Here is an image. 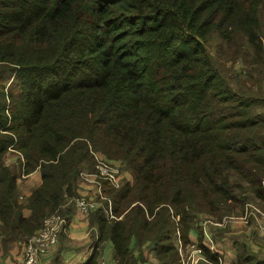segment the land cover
I'll use <instances>...</instances> for the list:
<instances>
[{"label": "trees", "instance_id": "trees-1", "mask_svg": "<svg viewBox=\"0 0 264 264\" xmlns=\"http://www.w3.org/2000/svg\"><path fill=\"white\" fill-rule=\"evenodd\" d=\"M223 58L243 59L247 76L226 73ZM263 76L264 0H0L2 248L56 211L69 223L64 196L94 170L92 150L132 181L104 183L115 219L89 212L95 246L83 264L99 263L104 242L112 264H181L176 243L192 235L217 263L199 216L264 203ZM33 173L40 184L20 201L18 179ZM235 247L234 264H264Z\"/></svg>", "mask_w": 264, "mask_h": 264}, {"label": "crops", "instance_id": "crops-1", "mask_svg": "<svg viewBox=\"0 0 264 264\" xmlns=\"http://www.w3.org/2000/svg\"><path fill=\"white\" fill-rule=\"evenodd\" d=\"M19 159L22 160L19 154H12L9 152L6 154L5 163L10 167H16L17 165L19 166ZM40 181L41 179L38 173L21 176L20 180L18 179L20 201H23L26 197H28L30 193L39 186ZM93 193L94 186L92 182H80L77 189V195L91 196ZM73 210V217L68 224H66L65 221L55 249L48 256L41 258L40 264H56L55 258L58 251V264H83L91 254L95 246V237H93L95 231L89 226L88 214L81 215L76 212L75 209ZM28 212L29 211L24 210V216H27ZM261 218L264 223V214ZM209 225L211 226V230L207 224H203L200 227L203 232L202 244L212 254H215L218 258H220L224 264H234L235 260V257L232 255L231 247L228 246L227 243L233 244L234 246L235 243L240 244L242 242L243 245L248 248L252 245V250L264 257V254H262L264 252V248H259L254 244H257V242L254 241L253 238H255L256 234H258V232L253 228L254 222H251L249 226L241 220L229 221L225 230L218 227L216 223ZM262 225L264 226V224ZM62 239L63 241L60 243V240ZM191 239L195 240V236L192 235ZM25 241L23 243L16 242L11 245L10 248L1 250L0 263L15 264V261L18 259V255L23 250ZM260 249L261 251H258ZM101 252L104 259H110L111 244L109 242H104L101 246ZM260 252L262 253L260 254Z\"/></svg>", "mask_w": 264, "mask_h": 264}, {"label": "built area", "instance_id": "built-area-1", "mask_svg": "<svg viewBox=\"0 0 264 264\" xmlns=\"http://www.w3.org/2000/svg\"><path fill=\"white\" fill-rule=\"evenodd\" d=\"M94 170L81 172L80 176L83 181L92 182L94 193L91 196L77 195L73 197L64 196L66 204H72L76 212L81 215H87L89 212L101 208L107 219H115L112 215L111 201L104 195L103 186L107 183L110 187L117 188L119 180L117 179V167L108 162L102 161L95 153ZM20 156V155H19ZM22 159V157L20 156ZM54 212L49 217L45 218L41 227L24 243L23 250L18 255L15 264H39L41 258L45 257L48 251L56 243L61 232L65 220ZM224 222L219 225L222 226ZM264 235V231H262ZM187 250L182 251L180 242H178V250L181 255V264H222L221 260L217 263L208 262L202 254L201 248L196 245H187ZM1 252V244H0ZM99 264H108L101 261Z\"/></svg>", "mask_w": 264, "mask_h": 264}, {"label": "rangeland", "instance_id": "rangeland-1", "mask_svg": "<svg viewBox=\"0 0 264 264\" xmlns=\"http://www.w3.org/2000/svg\"><path fill=\"white\" fill-rule=\"evenodd\" d=\"M219 45H220V42H219V39L216 36H213V37L210 38V40L208 42V47H209V50L211 51L212 55L215 58H220L221 57V51L219 49ZM221 65H222L223 70L226 73H229L231 76H242V77L243 76L244 77L247 76V74H246L247 73V70H246V66L247 65L244 62V60L241 59V58H238L236 60H228V61H226L223 58ZM241 80H244V79L242 78ZM261 89L264 92V76H263V80H262V84H261ZM90 150H91V148H90ZM90 152H91V154L95 153L102 161H104V162L106 161V162L110 163L111 165L116 166L118 168L116 174H117V179L119 180V186L117 188H115V189H118L119 187H121L122 183H124V182L127 183L128 181L129 182L132 181V175L130 173V169L127 168L124 163L109 161L102 154H100L99 152H94L92 150ZM92 156H93V154H92ZM11 158H14V157H11ZM93 160H94V157H93ZM94 165L95 164L93 162V168H94ZM89 169L90 168L86 167L85 169L82 170V172L88 171ZM16 171H18V168L16 169ZM55 214L59 215L63 220H65L58 212L55 213ZM230 214L231 215L223 216L222 219H217V218H215L213 216H210V215L201 214L199 216L198 223H197L196 226H197V228H199L203 224H207L210 227V230H211V226L209 224L216 223V225L218 227H220L222 230H225L226 225H227V223L229 221L241 220L242 222H245L246 225H249V226H250L251 222H254L253 228L258 232V234H256V236H255L256 239L253 238V240L256 241L257 244L254 243V242L253 243L255 244V246H257L259 248H261V247L264 248V235L262 233V231H264V226L262 224H264V223H263V220L261 218V216H263V214H264V203H260V202H258L256 200H249V201H246L242 206L236 207L233 210V212L230 213ZM222 222H224V223H223L222 226H220L219 224L222 223ZM59 235H60V233L58 234V236ZM58 240H59V238H58ZM58 240L56 241V243L52 246V248L48 251V253L45 256H48L51 252H53V250L55 249V247H56V245L58 243ZM178 242H180V241L178 240ZM192 242H193V240H190V243L192 245H195ZM190 243L188 245H191ZM0 244H1V242H0ZM227 245L231 247L232 255L236 258V252H237L238 249H237V247H235V244L233 246V244L227 243ZM240 245H243V243L241 242L239 244V246ZM176 246L178 247V243H176ZM181 247H182L181 252L187 250V248L183 247L182 244H181ZM2 249L3 248H2V245H1V250ZM252 249H253L252 245H250L249 250H252ZM258 251H261V249L258 250ZM178 252H179V250H178ZM261 253L262 252H260V254ZM101 254H102V252H101ZM257 254L259 255V253H257ZM262 254H264V252ZM0 255H1V252H0ZM259 257H262V256L259 255ZM218 260H221V259L218 258ZM101 261H105L108 264H112V260L111 259H107V258L104 259L103 257H101V259L99 260V263ZM40 262H38V263L40 264ZM221 262H222V264H224L222 260H221ZM0 264H2V263H0ZM201 264H206V263H201Z\"/></svg>", "mask_w": 264, "mask_h": 264}]
</instances>
